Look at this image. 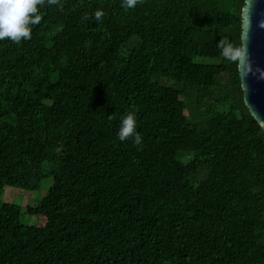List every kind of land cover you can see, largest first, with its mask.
Masks as SVG:
<instances>
[{"label":"trees","instance_id":"16d2710c","mask_svg":"<svg viewBox=\"0 0 264 264\" xmlns=\"http://www.w3.org/2000/svg\"><path fill=\"white\" fill-rule=\"evenodd\" d=\"M244 5L61 0L0 40V192L53 178L0 205V264H264V129L223 53Z\"/></svg>","mask_w":264,"mask_h":264},{"label":"clouds","instance_id":"9594fccd","mask_svg":"<svg viewBox=\"0 0 264 264\" xmlns=\"http://www.w3.org/2000/svg\"><path fill=\"white\" fill-rule=\"evenodd\" d=\"M143 0H123L125 9H133ZM61 0H0V40L10 39L15 43L28 40L32 35V28L41 20L40 9L45 6H59ZM95 19L101 21L104 13L97 10ZM224 56L230 61H240L246 55L243 45L226 44L223 48ZM121 141L132 139L137 146L143 145V137L137 128L136 115L129 112L120 122L117 133Z\"/></svg>","mask_w":264,"mask_h":264},{"label":"water","instance_id":"95a60500","mask_svg":"<svg viewBox=\"0 0 264 264\" xmlns=\"http://www.w3.org/2000/svg\"><path fill=\"white\" fill-rule=\"evenodd\" d=\"M241 40L246 49L238 63L244 102L264 129V0H245Z\"/></svg>","mask_w":264,"mask_h":264},{"label":"rangeland","instance_id":"374dc122","mask_svg":"<svg viewBox=\"0 0 264 264\" xmlns=\"http://www.w3.org/2000/svg\"><path fill=\"white\" fill-rule=\"evenodd\" d=\"M53 185V178L48 177L42 180L40 188L34 191H26L21 188L5 186L2 192H0V205L3 203H10L19 205L24 209L26 206H37L47 196L50 188ZM25 217H28L26 213H23ZM25 223L34 222L33 218H24Z\"/></svg>","mask_w":264,"mask_h":264}]
</instances>
